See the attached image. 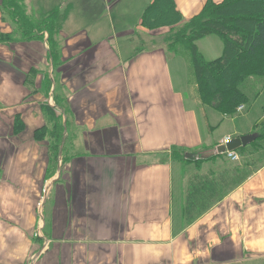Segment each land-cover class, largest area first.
Returning <instances> with one entry per match:
<instances>
[{
  "label": "crops",
  "instance_id": "1",
  "mask_svg": "<svg viewBox=\"0 0 264 264\" xmlns=\"http://www.w3.org/2000/svg\"><path fill=\"white\" fill-rule=\"evenodd\" d=\"M8 1L0 0V264H264V164L191 222L176 206L182 181L168 152L199 148L221 117L189 103L193 67L168 39L207 0H174L173 26L142 23L151 0H20L25 33ZM45 18L47 30H35ZM203 43L220 50L214 34ZM47 70L51 99L65 107L55 109L62 125L66 117L69 163L43 201L52 149L35 132L54 122ZM17 116L24 129L15 134Z\"/></svg>",
  "mask_w": 264,
  "mask_h": 264
},
{
  "label": "trees",
  "instance_id": "2",
  "mask_svg": "<svg viewBox=\"0 0 264 264\" xmlns=\"http://www.w3.org/2000/svg\"><path fill=\"white\" fill-rule=\"evenodd\" d=\"M8 2L10 5H8L9 11L11 9L17 21L22 24V32L25 33L32 30L31 19L26 17L24 12L21 11L20 0H9ZM243 6H249L250 9L253 8L252 6H255V10H252L254 11L253 15L243 14L241 11L246 9ZM230 18L232 20L228 24L226 19ZM180 21L181 17L174 8V0H151L142 13V23L148 26L160 23L173 26ZM49 22L50 20L45 18L39 22L40 26H35L34 29L46 31L48 24H50ZM210 33L222 37L224 49L220 57L206 61L202 59V55L196 50L195 42ZM168 43L170 46L175 43L187 46L194 53L195 65L193 67L195 68L197 87L202 98L209 100V104L212 106H217L230 112L236 110L238 105L246 101L243 92L237 85L245 78V74L257 71L261 75V71L264 68V0H252L251 2L250 0H223L221 3L207 0L201 13L189 23L183 24L177 31H174L170 39H168ZM51 57L53 59L55 56L52 54ZM45 77L44 90L49 95L52 79L49 77L48 70ZM52 97L54 104L50 105L48 101L45 108L52 113L56 110L55 108L63 110L65 107L62 100L54 93ZM57 112L59 114L58 117H60V123H58L59 120L54 122L59 126L60 138L57 149L54 150V146H52L55 151V157L58 153L63 134L62 114L60 111ZM23 129L24 124L19 119V116H17L13 131L15 134H18ZM51 131L52 129L50 131L46 130V127L38 129L35 132V138L42 140L44 134ZM259 137L260 140H258ZM263 138L264 134L258 133L254 141H261ZM254 141L243 148L236 149L235 153H241V156H244L245 152L243 151L246 148L255 146L258 143V141ZM179 151L181 150L175 148L170 150L172 155L169 156L172 162L185 160V158H180L177 155ZM224 155L225 153L215 152L207 159H195L193 162L201 161L202 163L207 160L209 162L218 160L228 161L229 157H225L226 155ZM66 159L68 160V157L65 160L63 159L64 162ZM251 167V162H245L242 168H233L231 171L228 168L226 175L229 174V178L220 179L219 182L204 181V177L201 179L195 178L190 186L189 193L186 194L183 205L182 213L184 220L186 222L193 221L222 199L228 192L240 185L253 172L250 170ZM60 176L55 182L61 179Z\"/></svg>",
  "mask_w": 264,
  "mask_h": 264
},
{
  "label": "rangeland",
  "instance_id": "3",
  "mask_svg": "<svg viewBox=\"0 0 264 264\" xmlns=\"http://www.w3.org/2000/svg\"><path fill=\"white\" fill-rule=\"evenodd\" d=\"M251 1L252 0H250V2ZM243 7L246 8L245 10L241 11V12H243V14L249 15V16L253 15L254 11H252V10H255L254 9L255 6H252L253 8H251V9L249 6L248 7L243 6ZM226 20L229 24L232 19L230 18V19H226ZM210 34H207V35H210ZM214 35H216V40L218 42L217 43L218 44L217 50L220 49L218 53L213 54V53L207 52V45H205V43H203L202 45H199L200 48H198L196 45L198 40L195 42L196 50L202 55V57H203L202 59H204L206 61L214 60V59L220 57L223 53L224 41H223L221 36H219L217 34H214ZM203 37H201L200 39H202ZM180 46H182V45L180 44ZM182 47H183V49H186L183 51L182 55L184 57H185V55H187V57L189 58V60L192 64V67H193L195 65L194 53H192V51H191V49H189V47H187V46L185 47L184 45ZM194 69L195 68L193 67V71H194ZM188 71H189V74L187 73L188 82L190 83L191 80H193V84H192V86L188 87V90H189L190 94L196 95V102H189V103L197 111H201L205 108H211L214 111L218 112L221 119H218V120H220L219 121L220 125H219V123H217L216 128L215 129L212 128V131L214 129V133H211L212 131L210 132L209 128H208V130L202 128V129H204V135L202 138V144L200 145L199 148L192 150V151L185 150V151L177 152V155H179L180 158H185V160H182L180 162L179 161L178 162H175V161L172 162L174 164V169H175L174 173L176 174L177 181L179 180V178L182 181V186H180V184H179V187H177V190H176L177 196H178L176 199V206H178L181 203V201L183 202V205H184L185 199H186V194L189 193L190 186H191V184L195 178L201 179L204 177V181L208 180V182H210V181L219 182L220 179L222 180V179L229 178V174L226 175V173L228 172L227 171L228 168H230L229 171H231L233 168H236V169H237V167L242 168L245 165V162H251L252 167L250 170L255 171L257 168H259L260 166H262L264 164V138H263V140L258 141V140H260V137L257 140L258 143L255 146H251L249 148H246V150L243 151V152H245L244 156H241V153H239V154L235 153L236 152L235 150L240 148V147H238L232 151L233 154L237 155V157L235 159L229 158L228 161H224V160L214 161L213 160L214 162H209L207 160V161L202 162V163H201V161L200 162L195 161L196 163L193 162V160H195V159L196 160H204V159L211 157L216 152L215 149L219 144L225 143V142H227L233 138H237L238 136L251 134L254 137V139H253V141H254L256 139L258 133L264 134V127H262V125H264V123L261 122L259 124V121L261 120V118L264 117V68L261 71V75L258 74L257 71L256 72L252 71L250 73L245 74V78L237 86L243 92V94L246 98V101H245V103L238 105L237 109L233 110L231 112L229 110H226V109H223V108H220L217 106H212L209 104V100H206V98H202L201 93L197 87L196 73L194 72V76H193V74L191 76L190 73L193 71L192 70H188ZM46 72L47 71L43 72L44 77L41 78V80H42L41 84L42 85H45ZM194 77H195V81H194ZM44 94L46 95V90H44ZM185 94H188V93H185ZM47 99H49V97ZM52 101L54 102L53 97H52ZM218 114H216V118H215L216 121L218 118ZM53 115H54V121L59 120L58 123H60V117H58L59 114L56 110L54 111ZM200 123L201 124L207 123V125H208L209 121H206V118H204V119L200 118ZM48 125H49V127L52 126V124H50V122ZM62 127H63V125H62ZM51 129H52L51 132L44 134L42 140L44 139L45 141H47L51 145L50 148L52 149V151H51L52 153L49 155V158H48V162H49L48 175H51V178L55 179L56 178L55 174L57 172L58 164H60L59 165L60 172H59V175L57 176V178L60 176V174H61V176H60V178H61L62 174L64 173V169L66 167H68L67 166L68 160L66 159V161L64 162V160L66 158L65 153L61 154L60 162L58 160L57 155L55 157V151L54 150L57 149L58 140L60 138L59 126L53 122V126ZM63 129H64V127H63ZM220 133H222V134H220ZM22 138H23V140L27 139V136L25 133H24ZM39 141H41V140H39ZM257 141H254V142H257ZM52 146H54V150H53ZM243 147H245V146H243ZM243 147H241V148H243ZM169 155H172V154L169 152L168 156ZM225 155H224L225 157H228L227 153H225ZM169 159L171 160L170 156H169ZM62 160H63V162H62ZM66 171H68V169ZM48 175H47V177H48ZM57 178L55 179V181L57 180ZM42 186L43 185L40 184L41 188H42ZM41 188H40V194H41V190H42ZM48 193H49V191H48ZM182 216H183V213H182ZM39 234L40 235L42 234L41 224H39Z\"/></svg>",
  "mask_w": 264,
  "mask_h": 264
},
{
  "label": "water",
  "instance_id": "4",
  "mask_svg": "<svg viewBox=\"0 0 264 264\" xmlns=\"http://www.w3.org/2000/svg\"><path fill=\"white\" fill-rule=\"evenodd\" d=\"M50 70L52 71V64H50ZM52 92H53V85H52V88H51V91H50V98H49L50 103L53 105L54 103H53V101H52V99H51V94H52ZM263 121H264V117L261 118V120L259 121V124H260L261 122H263ZM65 122H66V117L64 116V117H63V126H64V129H63V136H62L61 143H60L59 150H58V154H57V157H58L59 162H60V159H61V150H62V145H63V142H64V133H65V131H66V128H65ZM253 139H254V137H253V135H251V134H246V135L238 136L237 138H233V139H231V140H229V141H227V142H225V143L219 144V145L217 146V148H216V152H217V153H225L226 151H233V150H235V149L238 148V147H243V146L248 145L249 143H251V142L253 141ZM59 162H58V163H59ZM59 165H60V164H58L57 172H56V174H55V177H56V178H57V176L59 175V172H60V170H59ZM56 178H55V179H56ZM55 179L51 180V181L46 185V188H45V194H44V197H43V201H45V200L47 199V196H48L47 193H48V191H49L51 185H52L53 182L55 181ZM41 205H42V204H41ZM41 205H40V209H41V207H42ZM40 252H41V251H40ZM40 252H39V253H40ZM39 253L35 254V255L33 256L32 259H35Z\"/></svg>",
  "mask_w": 264,
  "mask_h": 264
},
{
  "label": "built area",
  "instance_id": "5",
  "mask_svg": "<svg viewBox=\"0 0 264 264\" xmlns=\"http://www.w3.org/2000/svg\"><path fill=\"white\" fill-rule=\"evenodd\" d=\"M225 153H227V156L229 158H234L235 159L237 157V155L236 154H233L232 151H226Z\"/></svg>",
  "mask_w": 264,
  "mask_h": 264
},
{
  "label": "bare ground",
  "instance_id": "6",
  "mask_svg": "<svg viewBox=\"0 0 264 264\" xmlns=\"http://www.w3.org/2000/svg\"><path fill=\"white\" fill-rule=\"evenodd\" d=\"M51 180H52V179H51ZM51 180H50V181H51ZM50 181H49V182H50Z\"/></svg>",
  "mask_w": 264,
  "mask_h": 264
}]
</instances>
